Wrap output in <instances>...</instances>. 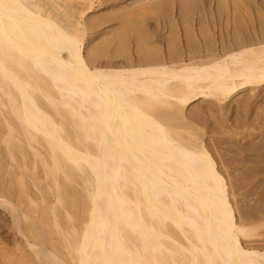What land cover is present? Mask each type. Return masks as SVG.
Returning <instances> with one entry per match:
<instances>
[{
  "label": "bare ground",
  "instance_id": "1",
  "mask_svg": "<svg viewBox=\"0 0 264 264\" xmlns=\"http://www.w3.org/2000/svg\"><path fill=\"white\" fill-rule=\"evenodd\" d=\"M74 1L0 0V92L13 99L10 112L24 125L21 132L27 142L48 144L50 164L45 171L54 172L55 183L58 175L62 177L55 189L63 193L62 185L77 173L85 183L80 200L72 192L53 201L44 198L40 173L34 175L40 194L36 200L25 194L21 183L13 192L12 181L2 177L13 174L11 139L0 138L9 160L4 159L6 151L0 152V209L11 217L7 225L13 236L11 241L0 235V264H264V249L246 246L241 239L247 219L235 216L227 169L193 130V121L211 108H189L201 99L226 111L230 100L248 92L239 97L243 109L262 95V7L214 0L204 15L183 1L176 20L163 11V21H154L161 36L153 42L146 28L135 24L156 6H138L142 12L137 16L135 7V24L129 21L134 20L133 11L112 16L119 24L127 19L138 32L129 41L131 26L124 22L128 31L121 24L120 39L114 37L113 44L127 50L107 56L97 44L86 46L82 34L87 24L80 19L89 5L83 11ZM204 16L215 18L218 28L206 27ZM102 56L107 59L101 61ZM40 91L42 96H36ZM47 103L59 115L69 109L79 117L77 127L91 142L85 150L76 147L71 133L61 134L62 123L42 106ZM144 106L149 111L142 110ZM6 111L2 110L4 118L10 113L6 117ZM12 116L9 122L3 120L7 128L12 127ZM24 154L42 155L37 149ZM260 159L264 164V156ZM126 187L134 198L127 196ZM3 213L0 227L8 219ZM11 242L14 250L8 247Z\"/></svg>",
  "mask_w": 264,
  "mask_h": 264
},
{
  "label": "rangeland",
  "instance_id": "2",
  "mask_svg": "<svg viewBox=\"0 0 264 264\" xmlns=\"http://www.w3.org/2000/svg\"><path fill=\"white\" fill-rule=\"evenodd\" d=\"M68 1L71 2L72 0H68ZM86 1L87 0H84V1L83 0H81V1L75 0L74 1L75 2L74 5L75 4L77 6L80 5V6H78L79 8L82 6L80 9L83 11H84L85 6L89 5L86 7L89 9L86 10V8H85V11L81 15V19H80L82 22L87 24V30H85V32H84V34H82V36L84 37V39L86 41V46L88 45L87 47H91V48L93 47L94 48L97 44L99 49L101 48L100 50L98 49L99 52L102 51V53H104V55L108 54L107 56H111L114 53H117V54L119 52L122 53L124 49L127 50V47H123V45H117L116 46L115 43L113 44V42H115L114 37L116 38V36H118V38L120 39V34L117 35L118 32L120 33L118 28L121 27V24L123 26L124 22L126 23L127 19H126V21L119 24V22L117 20L113 21V19H112L113 15H117V16L123 15V14L124 15L125 14L131 15V12L133 11L132 17L134 20H129V21H132L133 22L132 24H135V20H138V18H139V22L138 21L136 22L135 27H137V25L141 24L140 26H143L144 29L146 28L147 32L145 34L149 35L148 36L149 39L153 38L151 40L153 42H157V40H160V36H161V33L159 31L160 27L159 26L157 27L154 24L156 21H163V19H164L163 16L166 15L163 13V11L168 12L170 14V16L172 15V17L176 20L177 19V15H176L177 9L179 7L178 5L180 4V2H183V1H185L184 3L189 2L187 4V6L191 5V7L194 9H199L200 11L202 10L201 12H203V14L205 11H208L209 7H212L215 4L214 0H206V1L205 0H135V1L134 0H125V1L124 0H104V1L103 0H88L87 2ZM233 1L234 0H231V1L227 0V5H231L230 2H232V5H233L234 4ZM235 1L239 5H241L243 3L246 6H256L258 8L262 7L261 11L263 12V18H264V0H240L241 3L239 2V0H235ZM248 1H250V2L248 3ZM69 2L67 4H69ZM81 2H83V3H81ZM88 2H89V4H88ZM85 3H87V4L85 5ZM250 3H252V4H250ZM82 4H84V6ZM148 4H149V6H148ZM143 5L144 6L147 5L148 8H151L152 6H156V7H154L155 9L147 10L148 13L150 11V13H149L150 15L148 13H146V11L143 9V12L149 16L142 14V16H141L142 18L141 17L137 18V16L141 15L140 12H142L141 10H137V8L139 6V8L141 9V7H144ZM135 7H136V9H135ZM148 8L145 6V9H148ZM134 9L136 10L137 13L135 12ZM157 10H159L160 12ZM138 12L140 15L138 14ZM133 13L134 14L136 13L137 16H135ZM143 15H144V18H143ZM151 15H153V17ZM89 17H92V19L94 21V22L92 21L91 24L87 23V22L92 20V19H89ZM205 17L206 16H204V18ZM193 18H196V16H193ZM88 19H89V21H87ZM102 19H103V22H101ZM141 20L144 21V23ZM142 23H143V25H142ZM118 24H119V26H117ZM126 24H128V25H126L127 27L131 26L130 22L126 23ZM105 25H106V27H105ZM204 25H206V27L218 28L219 23H218V21L216 22L215 18L208 16L205 18V24ZM93 26H95V28ZM96 26H98V27H96ZM126 26H125V28H127ZM131 27H128L129 30H132L133 28L135 29L134 26L132 28ZM128 28H127V30H128ZM154 28H156L157 30L155 31ZM120 30H121V28H120ZM133 30L130 31L131 33L130 32L127 33V35L130 34L128 36L129 41L133 39V38L131 39V36H132L131 34H135V32H138V31L133 32ZM96 32H97V34H96ZM121 32L123 33V30ZM154 32H156V33H154ZM113 33H114V35H113ZM92 34L94 35V37ZM111 35L113 37H111ZM111 38L113 41H111ZM118 38H116V40H119ZM101 40L103 41V43L105 41V43L103 44L101 42ZM109 41L111 42V44ZM99 42H101L102 44ZM110 46H112L113 49L110 48ZM103 47L109 48L111 50L108 49L109 50L108 51ZM120 48H121V50H120ZM118 50H119V52H116ZM132 50H133V43H131V45H130V51H132ZM106 59L107 58H105V56L101 57V61H105ZM48 91L54 92V90H48ZM13 92H15V91H13ZM40 92L36 96H38V95L42 96V92L41 93ZM34 93L36 94L35 91H34ZM0 94L2 96V98L0 96V98H1L0 107L2 108L0 110V112H1L0 118L2 120V122L0 120V138L3 139L2 137H7L8 139H11L10 145H11V151L13 153V157L10 160V164L12 165V168H11L12 171L11 172H13V174L12 173H5V174H3V176L1 175L3 177V181L9 180V181L14 182V183L11 182V184L13 186V190H14L13 192H17V190H19V186H18L19 184L18 183H21L23 185L24 189L26 190L25 194H27V193L29 195L31 194V196H32L31 199L36 200L40 194H39V192H37V188H36V185H38L39 183H38V180H36L34 178L35 177L34 175L40 173V180L39 181H40V185L44 188V192L42 194L44 196V198H47L50 201H53L59 195L62 198L63 196L61 194H63V193L65 194L67 192H72V194L74 196H77V198H79V200H80V196H82L81 195L82 194V187L85 185L83 179L81 177H79V174L77 173L76 176H74L73 178H68V181L66 182V184L62 185V187H63L62 189L65 190L63 193L61 191L58 192L55 189V187H57L56 183H60L62 177L60 178L59 176H61V175H58L57 176V182L55 183V182H53V177H55L54 172L49 171L47 169H46L47 171H45V168L47 166H49V164H50V161H47V159H46V155H47L46 154V152H47L46 148L48 147L47 146L48 144L44 140L41 142H39V141L38 142H36V141L31 142V145L29 144V142H27L28 140H27V137H25L26 135L22 134L24 130L21 132V130L24 129V125L19 121V119L17 117H15L16 115L14 113L10 112L11 108H9V102L11 101L12 103H14L13 99L12 98L8 99V98H6V96L3 97L4 95L1 92H0ZM13 94H15V93H13ZM247 94H249V93L246 92V93H242L241 95L239 94L236 97H234L232 100H230L228 103V107H227L226 111L217 110V109H215V107H213L211 102L201 100V99L199 101L192 103L189 106V108L194 109V108H196L202 104V105H205L206 108L209 105L208 107H210L211 109L214 110L213 111L210 109L208 111V114H206L207 117H206V115L205 116H199L196 120H194L193 121V128L194 129L193 130H194V132L198 133L199 136H202V138L210 144L209 149H210V152L213 155L214 159L216 160V162L218 164H221L222 167H224L223 170L227 169L225 171V173H226L227 178L228 179L230 178L228 180V183L230 184V185L228 184L229 185L228 191H229V193L231 192L230 193V197H231L230 200H231V203L233 206L235 216L238 217L240 215L239 217H241L243 220L247 219V220H245L246 223L244 224L245 225L244 234L246 236H244V234L242 235V236H244L243 238H246V239L244 240L243 238H241L243 240V243L246 241L244 244L247 243L248 246L251 243V245L253 244L252 247H258V248L264 249V219H260V217L264 218V170H263L264 164H263L262 160L260 159L261 156L262 157L264 156V129H263L264 128L263 127L264 126L263 125L264 124V114H263L264 113V102H263L264 101V99H263L264 98V92L263 91L261 92V94L263 96L261 95L260 97H258V100L255 99L251 103L252 106L250 105L247 107H243V109H242L241 107H239L238 101H240V98H242L243 96H245ZM40 96H39V98H40ZM15 102H16V100H15ZM207 103H209V104H207ZM234 104H236V105H234ZM18 106H19V104H18ZM42 106L46 107V110L51 113V115L54 117V119L57 122L62 123L61 124L62 129L60 131L61 134L67 135L68 132L71 133L72 135H70L69 137L74 142V144L76 145L77 148L83 149V150H85V146L87 148V146H88L87 144H90L91 142L85 139V135L83 134L84 132L82 131L81 127H79V128L77 127V124L79 123V117H77L76 115L74 116V115L68 113L69 109L60 110L62 115H59V114L54 112V107L50 103H47L46 106L43 104ZM248 107H249V109H248ZM15 108H16V105H15ZM18 108L19 107H17V110H19ZM5 109H8V111L5 112L6 117H7V112L8 113L10 112L11 114L10 113L9 114L11 116L14 114L12 116V120L10 122L11 123L10 125L12 126L11 128H7L8 126L3 124L5 122V121L3 122L4 119L7 120L8 118H11V116H9V114H8L7 118H4L5 115L2 116V110L5 111ZM141 109L144 111H149L148 106H144ZM233 109H235V110H233ZM260 110L261 111L263 110V112H261ZM217 111H219V112H217ZM249 111H251V112H249ZM229 113H232V117H231V114H229ZM259 114H261V116H259ZM2 117H3V119H2ZM254 117H255V119H254ZM231 119H232V121H231ZM9 121H10V119H9ZM222 121L224 122V124ZM234 124H235V126H234ZM3 125H5V127H3ZM70 125L72 126L71 129L69 128ZM229 127L231 129H229ZM3 128L7 129L8 131L6 130L7 132H4L5 129L3 130ZM241 129H242V132H240ZM247 129L249 132H247ZM235 130L236 131L239 130L238 132L240 134L238 132L235 133L236 132ZM9 131H11V132L9 133ZM251 131L254 133H252ZM256 131H257V135H256ZM260 132H263V133H260ZM3 133H6V134H3ZM6 135L10 136V138ZM239 136H242V137L239 138ZM233 138H235V139H233ZM1 139H0V141L3 142V140H1ZM240 140H241V142H240ZM2 142H0V150H2L0 152H2V154H4V152L8 149H5V143L4 142L2 143ZM213 147H216V148H213ZM33 148L37 149L38 151H40L42 153L40 158L39 157H33L31 155L28 156V155L24 154L25 152L26 153L33 152V150H34ZM213 149H214V151H213ZM5 155L7 156V151L4 154V159H7V157ZM41 159H42V161H41ZM3 161H5V160H3ZM8 162H9V160H8ZM42 162H43V164H42ZM9 170H10V168H9ZM4 172H5V170H4ZM4 175H6V176L4 177ZM12 175L14 178L12 177ZM9 176L12 177V179L14 181ZM253 178H255V179H253ZM87 184H88V182H87ZM14 186H17V187H14ZM260 191H262V192L260 193ZM22 192H23V189H22ZM34 192H36V193H34ZM125 192H126L127 196L132 197V198L135 197L134 192L130 189V187H126ZM44 193L46 194L47 197L44 195ZM16 194L14 193L13 196L17 197ZM35 195H36V197H35ZM261 207H263V208H261ZM61 208H59V209H61ZM234 208L236 209V211ZM1 211L3 213V209ZM61 211H63V209ZM247 213H249V214H247ZM254 213H256V215ZM3 214H6L8 216V219L1 221L2 227H0L1 228L0 235L3 233L4 235H6V237H8L7 240L10 239L12 241L13 236H12L11 230L9 232V230H8L9 227L7 225L10 222L11 217L9 218V215L6 212ZM250 219L252 222L249 221ZM258 219H260L261 221L260 220L258 221ZM256 220H257V222H256ZM254 223H255V225H254ZM246 228H248V229H246ZM7 230H8V233H7ZM260 238H262V239L259 240ZM176 239L178 240L179 243H182V244L185 243V239H183V237H181V236H177ZM247 239H250V241L249 240L247 241ZM251 239H253V240H251ZM255 239H257V240H255ZM257 241H260V242H257ZM255 243L256 244L258 243L257 244L258 246L255 245ZM247 244H246V246H247ZM13 246L14 245L11 242L8 247L9 248L12 247L11 249L14 250Z\"/></svg>",
  "mask_w": 264,
  "mask_h": 264
}]
</instances>
